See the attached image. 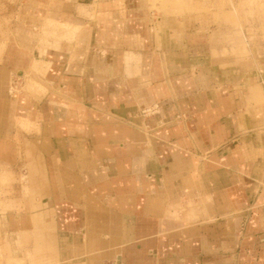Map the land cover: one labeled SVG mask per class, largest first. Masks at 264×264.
Segmentation results:
<instances>
[{"label": "crops", "instance_id": "0c3cea01", "mask_svg": "<svg viewBox=\"0 0 264 264\" xmlns=\"http://www.w3.org/2000/svg\"><path fill=\"white\" fill-rule=\"evenodd\" d=\"M14 13L0 170L38 160L50 231L0 213V264H264L258 78L220 68L200 29L163 25L141 0H18ZM62 23L69 36L43 35ZM33 60L44 89H15Z\"/></svg>", "mask_w": 264, "mask_h": 264}, {"label": "rangeland", "instance_id": "374dc122", "mask_svg": "<svg viewBox=\"0 0 264 264\" xmlns=\"http://www.w3.org/2000/svg\"><path fill=\"white\" fill-rule=\"evenodd\" d=\"M141 1L155 12L163 25L181 20L179 24H191L200 29L203 32L200 36L208 44L210 57L219 62L220 68L249 76L252 81L258 78L256 84H249V90L255 94L258 89L260 93L250 97L248 103L259 107L258 113L264 119V0ZM17 3L18 0H0V43L11 32ZM59 26L60 30H56L57 27H53L55 30L43 28V35L56 33L57 38L69 36V32L65 31L68 25L62 23ZM30 67L28 72H22L24 82L13 84V87L18 90L34 88L42 92L44 87L40 82L43 81L37 75V69L43 67L38 60H33ZM42 180L41 166L28 151L22 155V162L16 170L1 168L0 213L6 210L32 213L36 232L47 236L50 229L44 222L46 212L38 203L42 195ZM47 246L44 248L43 241L40 242L39 248L45 249L40 251V262L50 258L43 255V251L47 252L49 248ZM28 259L30 264H37L32 257Z\"/></svg>", "mask_w": 264, "mask_h": 264}]
</instances>
